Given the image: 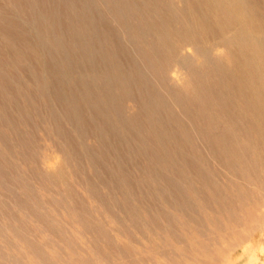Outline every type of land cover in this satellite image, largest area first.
<instances>
[{
	"label": "rangeland",
	"instance_id": "1",
	"mask_svg": "<svg viewBox=\"0 0 264 264\" xmlns=\"http://www.w3.org/2000/svg\"><path fill=\"white\" fill-rule=\"evenodd\" d=\"M0 264H264V0H0Z\"/></svg>",
	"mask_w": 264,
	"mask_h": 264
},
{
	"label": "bare ground",
	"instance_id": "2",
	"mask_svg": "<svg viewBox=\"0 0 264 264\" xmlns=\"http://www.w3.org/2000/svg\"><path fill=\"white\" fill-rule=\"evenodd\" d=\"M179 66V65H178ZM84 237V236H83ZM44 259V258H43ZM76 260V259H75ZM62 261V260H61ZM47 262V261H46Z\"/></svg>",
	"mask_w": 264,
	"mask_h": 264
}]
</instances>
